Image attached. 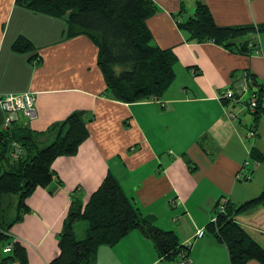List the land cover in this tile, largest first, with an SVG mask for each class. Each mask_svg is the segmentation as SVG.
I'll return each instance as SVG.
<instances>
[{"label":"crops","instance_id":"obj_1","mask_svg":"<svg viewBox=\"0 0 264 264\" xmlns=\"http://www.w3.org/2000/svg\"><path fill=\"white\" fill-rule=\"evenodd\" d=\"M154 1L159 11L147 25L154 43L176 54V79L159 100L125 103L105 94L99 49L88 36L69 38L64 18L0 0V95L35 94V117L20 111L17 124L45 132L74 111L89 116V137L78 153L55 159L53 182L28 197L30 211L9 232L26 247L29 264H50L58 256L73 197L86 203L108 173L154 225L190 245L187 264H230L226 246L206 226L221 198L238 205L264 189V116L255 122L246 107L248 94L234 103L218 93L242 84L261 89L264 56L189 40L177 20L192 15L201 1L219 25L264 24V0ZM19 36L35 49L15 52ZM253 42L264 47L261 34ZM4 120L0 105V129ZM47 143V136L40 138L41 146ZM235 220L264 248V203L237 213ZM200 228L205 234L197 237ZM95 264L183 263L181 256L162 259L154 242L133 230L114 246L101 245Z\"/></svg>","mask_w":264,"mask_h":264},{"label":"trees","instance_id":"obj_2","mask_svg":"<svg viewBox=\"0 0 264 264\" xmlns=\"http://www.w3.org/2000/svg\"><path fill=\"white\" fill-rule=\"evenodd\" d=\"M16 3L35 12L64 18L69 38L88 36L99 49L98 64L106 82L105 94L113 99L125 103L159 100L175 82L177 56L172 49L154 43L147 25V20L159 11L154 0H16ZM177 24L189 35V40L213 42L241 54L261 49L264 56V47L251 39L262 34L264 24L219 25L210 8L201 1L196 2L192 15L178 19ZM12 49L27 53L35 46L25 36H19ZM248 79L256 81L253 75ZM252 91L263 93L262 88ZM250 113L257 122L264 116V105ZM87 119L85 112L77 110L45 132H35L17 121L9 128L0 129V253L3 254L0 264L13 261L29 264L26 247L12 239L9 232L30 211L28 197L38 187H48L53 182L55 159L78 153L89 137ZM43 136L49 138V143L41 146ZM14 142L22 150L17 158L13 156ZM11 196L17 197L18 212L6 222ZM263 203L264 189L242 204L227 199L223 212L218 210V201L217 219L206 227L226 246L230 264H246L250 260L264 264V248L235 220L237 213ZM81 220L87 222V229L85 237L78 238L75 224ZM133 230H140L150 238L162 259H176L182 254L189 258L190 245H182L174 231L154 225L127 196L115 175L108 173L86 203L76 195L73 197L59 234L60 252L50 264H95L101 245L114 246ZM9 244L12 250L4 252Z\"/></svg>","mask_w":264,"mask_h":264},{"label":"built area","instance_id":"obj_3","mask_svg":"<svg viewBox=\"0 0 264 264\" xmlns=\"http://www.w3.org/2000/svg\"><path fill=\"white\" fill-rule=\"evenodd\" d=\"M260 54H263L262 50H257ZM263 93L260 94L258 92L250 91L247 84H242L238 90L233 88L227 90H221L218 93L219 99H227L231 100L234 103H242L243 98L248 94L249 98L246 101V107L251 112L256 111L260 105H264V86H262ZM0 105L5 113V120L3 123V128H9L14 121L18 119V113L21 111L27 116L29 119L35 117V94L33 92H23L18 94H4L0 95ZM233 115V113H231ZM256 131L252 130L249 132V136H255ZM14 152L13 156L17 158L22 150L19 147L18 143L14 142ZM248 163V162H246ZM248 176L247 178H249ZM227 199L221 198L219 201L218 210L219 212H223L225 209V203ZM217 215L213 217L212 221H216ZM205 234V229L200 228L196 232L197 237H202ZM12 250V245L9 244L4 247V252H10ZM181 263L187 264L188 258L185 257V254L181 256Z\"/></svg>","mask_w":264,"mask_h":264},{"label":"rangeland","instance_id":"obj_4","mask_svg":"<svg viewBox=\"0 0 264 264\" xmlns=\"http://www.w3.org/2000/svg\"><path fill=\"white\" fill-rule=\"evenodd\" d=\"M262 37H263V45H264V31L262 32ZM249 37H252L254 35H248ZM256 36V35H255ZM254 36V37H255ZM258 36V34H257ZM246 37V36H245ZM244 37V38H245ZM247 37V38H249ZM251 39H254V38H251ZM259 44L261 45V42H259ZM249 98V95H247L245 97V99H248ZM45 145V144H44ZM43 146V145H42ZM11 198V199H10ZM9 198V200L12 201V203L10 204V206H8L7 208V214H6V222H10L16 215H17V197L16 196H11ZM87 228V222L85 220H81V221H78L76 224H75V231H76V235L78 238H83L85 237V229ZM2 248V244H0V250ZM3 257V254L0 253V261Z\"/></svg>","mask_w":264,"mask_h":264},{"label":"water","instance_id":"obj_5","mask_svg":"<svg viewBox=\"0 0 264 264\" xmlns=\"http://www.w3.org/2000/svg\"><path fill=\"white\" fill-rule=\"evenodd\" d=\"M252 88H253V89H257L258 86H256L255 84H252Z\"/></svg>","mask_w":264,"mask_h":264}]
</instances>
